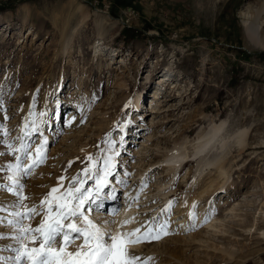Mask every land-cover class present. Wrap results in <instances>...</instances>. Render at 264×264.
Returning a JSON list of instances; mask_svg holds the SVG:
<instances>
[{"label": "rangeland", "instance_id": "374dc122", "mask_svg": "<svg viewBox=\"0 0 264 264\" xmlns=\"http://www.w3.org/2000/svg\"><path fill=\"white\" fill-rule=\"evenodd\" d=\"M260 43L264 0H0V264H17L21 244L39 246L32 242L35 233L23 235L8 223L19 219L14 214L36 208L40 214L25 216L22 225L38 226L51 189L58 188L57 196L69 185L80 187L77 181L100 203L85 215L95 223L104 217L111 235L124 232L116 216L138 191L150 195L148 201L158 199L148 212L152 222L139 233L159 236L149 246L157 250L142 257L147 264H264ZM164 73L170 78L152 110ZM68 110L75 112L70 121ZM221 121L222 135L247 130L245 147L229 140L224 149L218 144L193 157L201 137ZM175 143L191 160L173 179L163 159ZM41 145L43 163L25 172ZM217 156L230 168L224 185L197 197L216 174L206 164L197 177L199 160L213 163ZM15 176L21 178L17 190ZM98 178L107 183L96 193ZM114 182L115 199L104 201ZM192 198L191 222L179 224L183 218L176 213ZM75 222L84 226L82 218ZM164 241L168 247L157 248ZM82 244L77 238L67 250ZM129 246L142 255L143 241Z\"/></svg>", "mask_w": 264, "mask_h": 264}, {"label": "snow or ice", "instance_id": "6c2138e0", "mask_svg": "<svg viewBox=\"0 0 264 264\" xmlns=\"http://www.w3.org/2000/svg\"><path fill=\"white\" fill-rule=\"evenodd\" d=\"M42 147L41 145L36 149L32 164L25 169V172L30 171L33 166L43 163ZM110 160V157L105 160V177L112 167ZM14 167H18V165ZM60 179L63 180L64 178L61 177ZM76 179L73 178V180ZM13 182L18 183L15 180ZM77 183L81 186L69 185L65 191L60 192L57 196L52 194L57 193L58 188L51 189L48 196L41 202L42 206H47V214L38 226L33 228L30 225L27 227L22 225L25 216L31 218L40 214L36 208L28 209L25 213L16 212L14 215L19 219L8 221L10 225L19 226V232L23 235L35 233L36 235L32 236L33 243L39 241L38 247L28 248L26 245L21 244L16 249L17 256L15 260L17 264H137L139 257L131 253L127 246L149 239H159V236H151V230L139 234L141 233L140 228L133 229L130 232H121L117 235H111L103 231L97 223L85 215V211L93 210L90 207L92 204H95L96 210H98L100 208L99 201L92 199V189L83 188V181H77ZM106 183L105 178H98L95 192L99 193ZM8 190L13 191L11 188ZM112 198L115 199V196ZM86 206L89 207L86 208ZM170 206L171 202H169ZM190 215L194 214L190 213ZM80 218H82L83 227L78 226L75 222ZM65 221H68V223H65ZM123 223L128 224L130 221L125 220ZM106 236H108L110 242L106 240ZM61 238L60 246L54 247ZM77 238H82L83 244L74 252L68 251L69 245ZM144 264H147V261Z\"/></svg>", "mask_w": 264, "mask_h": 264}, {"label": "bare ground", "instance_id": "6f19581e", "mask_svg": "<svg viewBox=\"0 0 264 264\" xmlns=\"http://www.w3.org/2000/svg\"><path fill=\"white\" fill-rule=\"evenodd\" d=\"M246 30H247V35L250 38H254L253 37L255 35L254 34V31L251 28H249L247 25H246ZM260 44H261L260 46H264L262 43H260ZM169 78H170V76L167 73H164L161 76L160 81L158 82L157 87L154 89V91L152 93V97H151L150 103H149V108L150 109L153 110L155 108V103H157L156 101L160 99V94H161L160 93L161 92L160 89L169 80ZM138 97H136V106L139 105ZM40 113L41 112H39L38 115L36 116V118L34 119V121H36L37 123H39V121L42 119ZM66 114H67V116H66L67 119L66 120H69V119H72V116H73V114H75V112L72 113V110H68ZM39 116H40V118H38ZM66 122H68V121H66ZM224 126H225V121H221L219 123H214L213 125H211L209 127L207 133L201 137L202 140L197 143V145L195 147V150H194V153H193V157L194 156H198V155H200V153H203L205 151H211L213 148H217V145L218 144H219L220 149H224L226 143L229 140L234 141V143H236L237 147H239L240 149H243L245 147L247 130L246 129H240V130H237V131H234V132H230L229 134H227L225 136V135H222V133H223L222 131L225 128ZM32 130H33V127L31 129V131ZM38 131H39V137L42 136L41 142L43 143L44 140L47 138V136L44 133V131H43V129H42L41 126L39 127ZM128 134H130V133H128ZM181 147H182L181 144L179 145V144L175 143L172 151L170 152V154H168L163 159L164 162L166 161L165 164L168 163V169H167V171L168 170L171 171V177L172 178L176 176L177 171H179L181 169L180 167H182L183 164H185V163L187 164L188 161L191 160V157H189L188 152L186 153L185 152V149L184 148L182 149ZM33 151H35V150H31V153H33ZM222 157L223 156H217V158L214 159L213 163H208L209 162V159L208 160H203L201 158L199 160V163H198L199 165L197 166V170H196L197 171L196 172V176L197 177L198 176L200 177V174L202 173L203 167L206 164L207 165L212 164L215 167L216 174H215V176L210 181H207L206 183L203 184V188H201V190H199V192L196 194L197 197H201L204 193L205 194L206 193H209L211 190L213 191L215 188L222 187L224 185V181H225L224 179L226 178V174H227V172L229 171L230 168H229V166H225V164H224L227 159L226 160H223V159H221ZM153 162H155V161H153ZM138 174H142V171H139ZM12 179H13V181L14 180L15 181H20L21 178L15 176ZM110 181H112V180H110ZM215 181H216V184L214 185L213 182H215ZM12 184H13V182H12ZM12 186H14L15 190H17L18 185H16V183H14ZM117 188H119L118 187V184L114 182L112 184L111 188H110L111 189L110 193L109 194H104V196H106V197H104L105 198L104 201H108L109 198H110L109 200H111L112 195H113L115 189H117ZM133 191H130V192L127 191L128 194H129V196L131 195V193H133ZM167 191L165 190V192H163V194L165 195V197L163 199H165L166 196H168V195H166L168 193ZM157 192H159V191H157ZM160 192H162V191L160 190ZM138 193H141V195L137 199H135V200L133 199V201H131L132 204L130 203L127 206L126 205L125 206H122L121 210L118 212V214L116 216V223H118V224L122 223L123 226L122 225H120V226L123 227L124 232H130V231H132L133 229H136V228H140L141 229V227L142 228L145 227V225L147 223L152 222V221H150L152 215L148 214V212L151 210L150 209L151 206H153L154 203L157 202L158 199L157 200L152 199V201L151 200L148 201V196H150V195H148V194L145 195V192H140V191H138ZM152 194H154V193H152ZM151 196L153 197V195H151ZM163 199H159V203H161ZM150 201L152 203L151 204H147ZM141 202L143 203L142 204V207H140V208L137 207V206L141 205ZM192 202H193V198H192V200H191V202L189 204H185L176 213V214H180V216H178L177 218H179V217H182L183 218V221H180L179 224L180 223H183L186 219L191 222L192 215H190V213H192V208H191ZM95 213H96L95 215H97V214L99 215V213L97 211H95ZM139 213H141V214H139ZM92 216H94V215H92ZM95 217H97V216H95ZM193 217H195V216H193ZM97 219L100 220L99 222H97V225L100 226L103 231H105L107 229V225H108L107 224V221L105 220L104 217H99V218L97 217ZM173 219H175V217ZM125 220H129L130 223L124 224L123 222ZM94 221L96 222L97 220H94ZM112 232L113 233L115 232L114 229H113ZM150 234H151V236H153V232H151ZM151 241H152V239L143 241L144 248L140 251V252H142V255L137 256V257L141 258L138 261V263L144 262V261H142V257L147 252L156 251L157 250L156 247H154V246H153V248L149 249V246H150V242ZM129 245H130L129 247H132L133 248V247H138L140 245V243H137V244H129ZM159 247L162 250L163 249H166V247H168V246H166V241L162 242L160 244V246H157V248H159ZM134 254L135 255H138L136 253H134ZM6 258H9V257H6ZM1 260L4 261L3 259H1ZM5 264H7V261H5Z\"/></svg>", "mask_w": 264, "mask_h": 264}]
</instances>
